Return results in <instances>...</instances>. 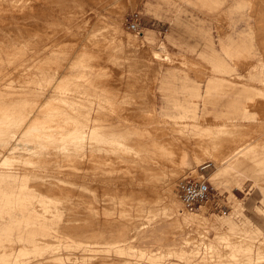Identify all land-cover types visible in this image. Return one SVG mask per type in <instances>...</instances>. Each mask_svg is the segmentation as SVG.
Wrapping results in <instances>:
<instances>
[{
	"label": "rangeland",
	"instance_id": "1",
	"mask_svg": "<svg viewBox=\"0 0 264 264\" xmlns=\"http://www.w3.org/2000/svg\"><path fill=\"white\" fill-rule=\"evenodd\" d=\"M135 12L139 13L141 18L140 33L131 30L128 24L129 16ZM97 20H102L108 26L120 27L119 30H122L121 33L124 34L123 38H130L138 42L141 50L145 51L147 59L144 57L140 59L141 64L140 61H129L127 51H121V49L115 47V42H113L111 36L107 35L104 28H102L103 30L94 28ZM92 30L101 31V34L98 32L96 34ZM0 40V42L4 40L2 42L3 47L10 48L15 53L17 52L16 56L18 57L11 63L8 60L5 64L4 61L0 62V83L4 82V84H0V86H3L1 88H4L5 91H11L19 89L21 85L23 93L27 91L21 97L18 95H4L3 97L0 95L1 107L18 102L19 105H22L21 108L26 111L33 110V112H40L47 117H50V114L53 115L58 108L53 105L54 100H51V97L56 95L57 88L62 84L52 80L55 78L54 69L67 60L69 69L86 67L85 69L90 71L87 76L77 78L79 79L78 83L74 84L76 91L73 84L71 85L74 89L71 91V98L79 101L76 104V110L80 114L81 112L84 113L82 116L89 115V111H91L93 117L98 113L99 116L97 117L101 120H97L95 123L104 124V127L100 126L101 133L103 131L112 132V129L115 128L125 129L133 126L147 128L140 136L131 133V138L128 140L131 144H135L136 149H140V153H134L133 159L138 157L137 160L141 161L140 164L143 163L142 165L147 167V170L141 172L139 169L134 168L135 162L133 161L132 163H125L124 166L118 163L115 166L112 164L117 170L112 175H110L111 173L109 176L107 173L105 175V171L100 170L106 166L104 162L91 163V157L89 158L87 156L89 154H85L88 146H85L82 150L77 149L79 146L77 148L72 146L73 149L70 147L68 151L60 152L59 156L67 154L71 157V160L61 161V163L58 160L57 164L55 162V160L57 161L56 155L52 153H47L45 156L37 155L34 158V163L36 162L37 166L34 163H28L27 165L25 160V163L21 160V162H16V164L19 163L18 167L14 162L7 163L9 165L7 170L8 166L2 164V160L0 161L2 171H10V169L16 171L17 168V171L22 172V174L29 172V175H22V177L21 175H14L13 178L12 175H0V184L3 188H7V191L18 192L21 196V198L12 196L9 203L10 207H8L9 204L4 205L0 213V223L5 225L8 221L6 225L9 228L8 235L1 241L5 249L0 251V254L2 255L6 251L9 253V248L12 247L13 259H17L16 263L13 264H43L44 262L46 264L51 256L56 255L61 257L64 264H88V261L91 264L97 263L95 261L108 259V261L115 260L126 264H225L228 261L233 262L231 257L233 251L238 252L235 245L236 238H226V241L221 236L228 230L226 228H228L229 221L240 224V222L248 220L250 224L252 223V227H259L264 231L263 162H249L248 167L253 171L252 173L243 171L237 173L234 177L231 174L229 176L223 175L220 180L216 181L213 179V172H218L221 167L227 165L226 163H217L205 159V163L210 162V165L201 170L202 164L198 165L194 159L190 161L189 165H185L183 157L178 153L179 147H185L186 143L194 142L197 137H201L202 128L197 125L207 120L215 121L226 115L240 116L243 113V105L250 104L249 108L253 112L255 111L252 113L250 110V112L253 115L255 114L254 117L257 119V123L254 124L255 130L251 135H254L255 140H257L254 142L255 150H258L263 158L264 0H254L252 4H249L247 0H0ZM249 44L253 52L249 56V60L236 62L227 52L228 49L235 50L236 47L238 50L243 51H240L241 53H247L246 50ZM16 46L20 47V51H17ZM84 49L88 50L86 59V54L82 52ZM165 53L179 56V59H181H177L178 61L175 59L174 62L167 58L164 59L163 54ZM157 54H161L163 57H158ZM114 59L116 60L114 61ZM130 62H132L131 66ZM191 62H194V64L192 65ZM15 65H17L16 68H14ZM39 71L40 73H37ZM47 71L49 72L47 73ZM155 73L158 74L155 75ZM250 73L254 74L255 79L254 77L249 78ZM36 81L43 88L35 84ZM95 83L97 84L95 85ZM78 86L83 88H78ZM208 87L212 89L210 91L209 108H204L201 100L198 101L196 108V111L199 112L197 118L200 119V124H189L184 128L169 125V123L176 120L174 118L179 113L190 112L193 109L178 104H185L196 98L201 99L202 96L208 93ZM79 89L81 92H79ZM78 94H81V98ZM85 106L86 110L84 109ZM116 106H118V109ZM123 106L126 107L123 108ZM208 110L209 113L205 114V111ZM69 111L75 113V109H69ZM121 112L124 116L128 115L131 120L119 116L122 115ZM163 116L168 117V120L164 121ZM105 118H107L106 121ZM82 120L85 121L86 116ZM105 123L112 124L111 126L106 124V127ZM3 133L6 135L4 136ZM3 133L2 138L8 136L6 131H3ZM229 134L225 136L227 138L231 137V139H238L240 136L237 135L238 133L234 135L231 133L232 136ZM96 143L100 144L99 142ZM162 147L174 148L178 151L176 164L162 156V152L158 150ZM261 149L263 150L261 151ZM50 160L51 162H49ZM40 163L41 169H39ZM163 163L165 168L167 166L164 175L166 179L172 177L169 176L173 175L171 169L178 168V176L174 181L175 186L178 180L187 174L193 173L196 176L204 174L216 193L215 199L229 207L228 213L223 214L218 210H213L214 202L212 200L204 204V207L202 206L199 210L189 212L184 208L178 197L181 207L179 209L178 206L174 216L184 219L185 215H189L196 221L188 223L182 221L181 224L175 227L170 210L168 212L167 207L163 205L165 203L169 204L170 199L165 198L167 201L163 199V203L162 201L156 202L153 211L142 210V208H148L147 205L149 204L141 201L139 193H143L149 199L157 197V190L160 189V186L152 190L151 177L155 178L154 175L163 172L159 170L157 173V170H150L151 167ZM137 164L136 167L145 169L139 163ZM121 166H123L122 169ZM47 167L50 169H46ZM149 167L150 170H148ZM55 168L57 171L58 169L70 168L71 173L57 172ZM127 168L132 172H127ZM193 169L196 170L193 171ZM39 170L44 172H39ZM46 172L51 175H47ZM39 173L43 175L46 173L48 177L42 174L39 175ZM92 175L96 177L101 175V178L97 177L100 181L95 176L92 178ZM132 175L138 176L134 178L135 180L143 178L141 181H144V184L133 183L134 181H131ZM142 175L145 176L142 177ZM19 179L22 181L20 182ZM235 180H238V182H235ZM56 181L57 184L53 183ZM162 181L161 179H155L153 182L161 184ZM17 182L19 185H17ZM10 183H12V186H8ZM23 184L25 187H22ZM15 185L18 188L21 186L18 189L15 188ZM87 186L96 187L97 191L95 190V193L89 191L88 193V189L85 190ZM61 191H68L67 196L62 195L59 198L62 200L57 201V198L54 199L53 197ZM131 192H134L132 196H130ZM29 196H31L32 201L24 200L25 197ZM41 199L50 202L48 211L45 213L47 216L42 213L44 207L39 202ZM131 201L135 203L131 206L134 212L127 211V214L123 215L120 208L123 206L127 208V203ZM56 203L59 204V207ZM63 205L68 210L64 208L65 211H62ZM97 207L100 212H96L95 208ZM51 208L57 210L51 211ZM106 209L110 211L108 214L113 218L109 221H102L105 219L104 211ZM59 210L62 214H60L61 212L58 213ZM137 210H139L138 213ZM55 211L58 215L56 214L53 217ZM111 211H115V213ZM129 213L133 214L130 215ZM91 214L93 217L98 214L97 219L92 220L89 217ZM27 216H30L29 220ZM27 228L29 229L27 230ZM186 238L188 239L186 240ZM113 241H116V243L114 244ZM185 242L188 243L185 244ZM91 247L92 251L89 249ZM183 250L185 252L181 254ZM23 252L24 256H22ZM1 263H4L2 259H0ZM261 264H264V262Z\"/></svg>",
	"mask_w": 264,
	"mask_h": 264
},
{
	"label": "bare ground",
	"instance_id": "2",
	"mask_svg": "<svg viewBox=\"0 0 264 264\" xmlns=\"http://www.w3.org/2000/svg\"><path fill=\"white\" fill-rule=\"evenodd\" d=\"M249 4H252V2L254 0H247ZM11 21V20H10ZM16 22V21H15ZM9 24V23H8ZM7 24V25H8ZM114 24V23H113ZM6 25V26H7ZM10 25V24H9ZM8 25V26H9ZM7 26V27H8ZM93 27V26H92ZM6 28V27H5ZM94 28L95 29H102L104 28L107 35L108 36H111V39L113 40V42H115V47L119 48V50L121 49V51L123 50H126L127 52V59L129 61H140V59H142L143 57L146 58V54H145V51L144 50H141V46L139 47V44L138 42L130 39V38H127V39H124L123 38V35L121 33V31L119 29H121L120 27L118 28L117 26H108L106 24L103 23L102 20H97L96 24L94 25ZM5 30V29H4ZM103 30V29H102ZM94 31V30H92ZM100 31V30H99ZM96 32V31H94ZM98 32V31H97ZM96 32V34H97ZM101 32V31H100ZM98 32V33H100ZM8 33V32H7ZM9 34V33H8ZM101 34V33H100ZM11 35V34H10ZM128 36V34H126ZM11 37V36H10ZM100 37V36H99ZM126 37V36H125ZM132 37V35H131ZM95 38V37H94ZM4 39V38H3ZM2 40V39H1ZM0 40V41H1ZM14 41V40H13ZM4 42V40L2 41ZM0 42L1 46H0V62L1 61H4V64L6 63V61L8 60L9 63H11L12 61H14L16 58H18L16 56V53L14 51H12L10 48H5L3 47V43ZM12 42V41H11ZM25 42V41H24ZM27 42V41H26ZM25 42V43H26ZM250 42V41H249ZM247 42V43H249ZM15 43V41H14ZM24 43V44H25ZM29 43V42H28ZM245 43V42H244ZM251 43V42H250ZM16 44H17V41H16ZM90 44V43H89ZM103 44V43H102ZM8 45V44H7ZM85 45V44H84ZM144 45V44H143ZM146 45V44H145ZM248 45V44H246ZM25 46V45H24ZM89 46V45H88ZM15 47V46H14ZM13 47V48H14ZM17 47V46H16ZM92 47V46H91ZM245 47V46H243ZM18 48V49H17ZM17 51H20V47H17ZM65 48V47H64ZM72 48V47H71ZM70 48V49H71ZM83 48V47H82ZM87 48V47H86ZM95 48V47H94ZM242 48V47H241ZM89 50V48H87ZM87 49H84L82 52L85 55V59H86V56H87ZM97 49V48H96ZM99 49V48H98ZM101 49V48H100ZM143 49V47H142ZM244 49V48H243ZM247 49V48H246ZM245 49V50H246ZM15 50V49H14ZM25 50V49H24ZM56 50V48H55ZM61 50V49H60ZM92 51V49H90ZM94 50V49H93ZM102 50V49H101ZM119 50H118V53H119ZM244 50V51H245ZM90 51V52H91ZM100 51V50H99ZM104 51V50H103ZM113 51V50H112ZM240 51H242L241 49L238 50V48L235 47V50L234 49H228L227 52L231 55V58H233L236 62H239V61H243L245 59H248L249 60V56L253 54L252 52V47L251 45L249 44V47L248 49L246 50L247 53H241ZM3 52V53H2ZM68 52V51H67ZM72 52V50H71ZM114 52V51H113ZM115 52H117L115 50ZM243 52V51H242ZM70 53V52H69ZM117 53V54H118ZM121 53V52H120ZM158 53V52H156ZM155 53V55H156ZM91 54V53H90ZM115 54V55H117ZM149 54V53H148ZM151 54V53H150ZM120 55V54H119ZM124 55V56H126ZM90 56V55H88ZM118 56V55H117ZM152 56V55H151ZM154 56V55H153ZM158 57H163L164 56V59L167 58L169 60H177L179 59V56H172V55H168V54H163V56L161 54H157ZM84 57V56H83ZM120 57H122L120 55ZM119 57V58H120ZM64 58V57H63ZM93 58V57H92ZM112 58V57H111ZM126 58V57H125ZM113 59V58H112ZM147 59V58H146ZM163 59V60H164ZM181 59V58H180ZM179 59V60H180ZM251 59V58H250ZM82 60V59H81ZM80 60V61H81ZM87 60H88V57H87ZM116 59H114L115 61ZM148 60H149V57H148ZM189 61H191L190 59H187ZM186 60V61H187ZM60 61V60H59ZM67 61V60H66ZM62 62V64H60L58 67H56L54 69V76L55 78H53L52 80L58 82V83H62L58 88H57V93L56 95H54L53 97H51L50 95H48L46 93V95H48L49 97H51V100H54V106L55 108H58L57 111H55L53 113V115L50 114V117H47L43 114H41L40 112H33V110H29V111H26L24 108H21V104L19 105V103H9L8 105L6 106H0V161L2 160V164H6L7 163H12L14 162L16 164L17 161H20L21 160H25L27 162V165L28 163H34L35 161V157L37 155H40V156H45L47 153H52L54 155H56L55 157L57 158V161L55 160L56 164L58 163V160H60V163L61 161H68V160H71V157L70 156H67L66 155H61L59 156L60 152H65V151H68V149L71 147V149L73 148H77V146H79V148L77 149H83L85 146H88V150L85 151V154H89L87 156H89V158L91 157L90 159V162L93 163V162H100V163H103L106 165L104 168H101L100 170L101 171H105V175L106 173L110 175H112V173H114L117 169H115L112 164H122L124 166L125 163H132L133 161L135 162L134 164V168L135 169H139V171H143V170H147V167H145V165H142L140 164L141 161L137 160L138 157H134L133 159V156H134V153H140V149H136L134 147L135 144H131L130 142H128V140L131 138V133H135L136 135L140 136V135H143V133L147 130L146 127H139V126H133L132 128H125V129H112V132H107V131H103L102 133L100 132L99 129H101L100 126L104 127V124H100V123H95V121L97 120H101L98 115V113L96 114L95 117L91 116V111H89V115H85L86 116V120L83 121L82 119L83 116L81 112L78 113V111L76 110V104H78L79 101L77 100H74L71 98V94H72V90L75 89L76 91V87L75 85L78 83V80L77 78H80V77H85L88 75V73L90 71H88V69H85V68H80L78 69L76 66V68L74 69H69V62ZM79 61V62H80ZM113 61V60H112ZM167 61V60H166ZM178 61V60H177ZM182 61V60H181ZM194 61V60H193ZM25 62V60H24ZM142 61H140V64H141ZM174 62V61H173ZM185 62V60H184ZM23 63V62H22ZM56 63V61H55ZM84 63V62H83ZM87 63V62H86ZM126 63V62H125ZM188 63V62H187ZM8 64V62H7ZM6 64V65H7ZM26 64V63H24ZM42 64V63H41ZM52 64V63H50ZM181 64V63H180ZM191 64L193 65L194 62H191ZM45 65V64H44ZM48 65V64H47ZM57 65V64H56ZM79 66V63L77 64ZM132 65V62H130V66ZM182 65V64H181ZM200 65V64H199ZM24 66V65H23ZM139 66V65H138ZM185 66V64H184ZM187 66V65H186ZM191 66V65H190ZM198 66V65H197ZM251 66V65H250ZM8 67H10L8 65ZM17 65L14 66V68H16ZM51 67V66H50ZM71 67H73V65H71ZM180 67V65H179ZM21 68V67H20ZM23 68V67H22ZM42 68V67H41ZM99 68V67H98ZM140 68V67H139ZM206 68V66H205ZM213 68V67H212ZM46 69V68H45ZM101 70V68H99ZM159 69V68H158ZM201 69V68H200ZM251 69V67H250ZM41 70V69H40ZM98 70V69H97ZM214 70V69H213ZM249 70V69H248ZM33 71V70H32ZM51 71V70H50ZM150 71V70H149ZM202 71V70H201ZM36 72V71H34ZM49 71H47L48 73ZM97 72V71H96ZM100 72V71H99ZM151 72V71H150ZM156 72V71H155ZM158 72V70H157ZM204 72V71H203ZM202 72V73H203ZM208 72L210 73V70H208ZM248 72V71H247ZM15 73V71H14ZM28 73V72H27ZM31 73V72H29ZM33 73V72H32ZM37 73H40L37 72ZM42 73V72H41ZM46 73V72H45ZM46 73V74H47ZM159 73V72H158ZM158 73H155L158 74ZM12 74V72H11ZM45 74V76H46ZM50 74V73H49ZM211 74V73H210ZM221 74V73H220ZM219 74V75H220ZM247 74V73H246ZM36 75V74H35ZM52 75H53V72H52ZM51 75V76H52ZM130 75V74H129ZM154 75V76H155ZM29 76V75H28ZM42 76V75H41ZM90 76V74H89ZM128 76V75H127ZM153 76V77H154ZM212 76V75H211ZM221 76V75H220ZM7 77V76H6ZM10 77V75H9ZM27 77V76H26ZM32 77V76H31ZM37 77V76H36ZM95 77V76H94ZM213 77V76H212ZM217 77V76H216ZM215 77V78H216ZM233 77V76H232ZM250 77H254V74L253 73H250L249 75V78ZM22 78V77H21ZM49 78V77H48ZM152 78V77H151ZM225 78H227V76H225ZM4 79V78H3ZM27 79V78H26ZM31 79V78H30ZM47 79V78H46ZM212 79V78H211ZM220 79V78H219ZM231 79V78H230ZM255 79V77H254ZM7 80V79H6ZM20 80V79H19ZM24 80V79H23ZM32 80V79H31ZM33 80H34V77H33ZM37 80V79H36ZM49 80V79H48ZM216 80V79H215ZM224 80V79H223ZM1 81V79H0ZM5 81V80H4ZM30 81V80H29ZM28 81V82H29ZM91 81V80H90ZM156 81V80H155ZM217 81V80H216ZM33 82V81H32ZM43 82V81H42ZM41 82V83H42ZM46 82V80H45ZM48 82V81H47ZM85 82V81H84ZM83 82V83H84ZM99 82V81H98ZM212 82V81H211ZM215 82V81H214ZM31 83V82H30ZM34 83V82H33ZM53 83V82H52ZM87 84L89 83L88 81L86 82ZM94 83V82H93ZM215 83H218V82H215ZM0 84H4L3 83H0ZM27 84V83H26ZM35 84H39L36 83ZM45 84V83H44ZM48 84V83H47ZM75 87L74 89L72 88V85ZM75 84V85H74ZM97 83H95L96 85ZM11 85V84H10ZM18 85V84H16ZM86 85V84H85ZM252 85V84H251ZM12 86V85H11ZM19 86V85H18ZM27 87L31 86L29 84L26 85ZM35 86V85H34ZM39 87H42L41 85H38ZM37 86V88H39ZM49 86V85H48ZM84 86V85H83ZM98 86V85H97ZM154 86V84H153ZM3 86H0V95H2L4 97V95H18V96H23V94H26V93H23V90H21V85L19 86L20 88L17 89V90H11V91H5L4 88H1ZM30 87V88H31ZM51 87V85H50ZM81 87V86H80ZM78 86V88H80ZM89 87V86H88ZM96 87V86H95ZM253 87V86H252ZM24 89L26 88L25 86L23 87ZM36 88V86H35ZM48 88V87H46ZM83 87H81L82 89ZM87 88V87H86ZM152 88V87H151ZM255 88V87H254ZM264 88V87H263ZM28 89V88H27ZM59 89V90H58ZM56 90V88H55ZM80 90V89H79ZM99 90V89H98ZM127 90V89H126ZM211 87H208V93L205 95V96H202L201 99L199 98H196L192 101H189L188 103H185V104H178L179 106H184L185 108H193L192 111H184L183 113H179V115L177 117H175L174 119H176L173 123H169V125H175V126H179V127H187L189 126V124H200L199 123V120L197 118V114L199 113L198 111H196V108H197V104H198V101H203V106L204 108L208 109L209 108V103H210V91H211ZM260 90V89H259ZM262 90V89H261ZM31 91V90H30ZM47 91V90H45ZM85 91V90H84ZM92 91V90H91ZM152 91V90H151ZM41 92V91H39ZM44 92V90H43ZM71 92V93H70ZM78 92V90H77ZM81 92V90L79 91ZM78 92V93H79ZM99 92V91H98ZM45 93V92H44ZM60 93V94H59ZM77 94V93H76ZM82 94V93H81ZM81 94L79 95V97L81 96ZM88 94V93H87ZM93 94V93H92ZM45 95V96H46ZM53 95V94H52ZM75 95V94H74ZM83 95V94H82ZM90 95V94H89ZM99 95V93H98ZM27 96V95H26ZM41 96V95H40ZM15 97V96H14ZM29 97V96H28ZM37 97V96H36ZM77 97V96H76ZM87 97V96H86ZM109 97V96H108ZM125 97V96H124ZM127 97V96H126ZM2 98V97H1ZM35 98V97H34ZM41 98V97H40ZM46 98V97H45ZM81 98V97H80ZM79 98V99H80ZM85 98V97H84ZM106 98V97H105ZM115 98V97H114ZM123 98V97H122ZM86 99V98H85ZM96 99V98H95ZM99 99V97H98ZM101 99V97H100ZM4 100V99H3ZM14 100V99H13ZM16 100V99H15ZM39 100V98H38ZM47 100V99H46ZM82 100V99H81ZM92 100V99H91ZM103 100V99H101ZM25 103H26V99L24 100ZM107 101V100H106ZM23 102V101H22ZM21 102V103H22ZM28 102V101H27ZM32 102V101H31ZM94 102V101H93ZM113 102V101H112ZM6 103V102H5ZM42 104V103H40ZM50 104V103H49ZM85 104V103H84ZM91 104V103H90ZM34 105V104H32ZM101 105V103H100ZM120 105V103H119ZM118 105V106H119ZM123 105V104H122ZM122 105H121V108H122ZM107 106V105H105ZM114 106V105H113ZM118 106L117 109H118ZM251 105L250 104H244L243 105V113L239 116V115H232V116H224V117H221L219 119H216L215 121H210V120H207V121H204L203 123H201L200 125H197L198 127H201L202 128V131L200 134L201 137L198 138L194 141V142H191V143H186L185 144V147H179V152L176 151L174 148H167V147H162L161 149L159 148L158 150H160L162 153V156L166 158V160H172L173 164H176L175 161H176V157L178 155V153L181 154V156L183 157V162L185 165H189L190 164V161L194 159V161L196 160L197 161V164L198 165H203L206 164L205 163V159H208V160H213L214 162H221V163H226L227 165L223 166V167H219V171L217 169L218 172H213V179L218 181L221 179V177L223 175H236L237 173H241L243 171H248V172H253L249 167H248V163L249 162H263L264 163V156L263 158L260 156L261 153L258 151V150H255V144L254 142L257 141L255 140L254 138V135H251V133L255 130V122L257 121L256 117H254V115L252 113H254L251 108H249ZM30 107V106H29ZM39 108V106H37ZM126 107V106H123V108ZM33 109L35 107H32ZM31 108V109H32ZM84 108V107H83ZM81 108V110L83 109ZM91 108V107H90ZM111 108V107H110ZM113 108V107H112ZM27 109V108H26ZM69 109H75V113L72 112V111H69ZM86 110V106L84 108ZM83 109V111H84ZM129 109V107H128ZM127 109V110H128ZM48 110V109H47ZM50 110V108H49ZM79 110V111H81ZM89 110V109H88ZM93 110V109H92ZM116 110V109H114ZM122 110V109H121ZM125 110V109H124ZM126 110V111H127ZM250 110L252 111V113L250 112ZM37 111V110H36ZM116 112V111H115ZM204 112V111H203ZM202 112V113H203ZM46 113V112H45ZM119 114V112H117ZM122 113V112H121ZM126 113V112H125ZM127 113H129L127 111ZM209 113V110L208 111H205V114H208ZM165 115V114H164ZM82 116V118H81ZM119 116H123L125 119L127 120H131L128 115H122L120 114ZM256 116V115H255ZM102 117V116H101ZM174 117V116H172ZM103 118V117H102ZM163 120L164 121H167L168 117H164L163 116ZM107 118H105V121H106ZM202 121V120H201ZM102 122V121H101ZM169 122V121H168ZM260 122V121H258ZM257 123V122H256ZM108 126H111L112 123H105V126L107 127ZM105 129V128H104ZM108 130V129H107ZM3 131H6L8 133V136L7 137H4L2 138V133ZM227 133V134H226ZM231 134L233 133V135L235 133H238L237 135L239 136L236 137L238 139H231V137L227 138V136L225 135H228V134ZM4 134V133H3ZM98 134V135H97ZM229 134V135H230ZM6 134H4L5 136ZM232 136V134L230 135ZM241 137V138H240ZM233 138V137H232ZM228 139H230L228 141ZM88 140H89V143H88ZM96 142H99L100 144L96 143ZM102 142V144H101ZM98 144V145H97ZM73 146V148H72ZM81 147V148H80ZM261 148V147H260ZM76 150V149H75ZM263 149H261L262 151ZM74 151V150H73ZM84 151V150H83ZM159 151V153H160ZM76 152V151H75ZM79 152V151H78ZM158 152V151H157ZM178 152V153H177ZM53 155V156H54ZM136 155V154H135ZM75 156V155H74ZM140 156V155H139ZM142 157V156H141ZM144 157V156H143ZM54 158V157H53ZM52 158V159H53ZM79 158V157H78ZM78 158H77V161H78ZM140 158V157H139ZM51 159V160H52ZM86 159V157H85ZM51 160L49 162H51ZM73 160V159H72ZM22 161V162H23ZM25 161L23 163H25ZM40 161V160H39ZM76 161V160H75ZM76 161V162H77ZM82 161V159H81ZM47 162V161H46ZM47 162V163H49ZM54 162V161H53ZM36 163V162H35ZM34 163V165H36ZM75 163V162H74ZM137 163H139L140 165H142L143 167H145V169H142V167L138 168L136 167V165H138ZM0 163V165H2ZM63 164V163H62ZM69 164V163H68ZM96 164V163H95ZM99 164V163H98ZM207 164H210V162H207ZM17 167L19 165L16 164ZM25 165V164H23ZM26 165V166H27ZM40 167L39 169H41V163L39 164ZM45 166L47 164H44ZM42 165V166H44ZM55 165V164H54ZM78 165V164H77ZM131 165V164H130ZM129 165V166H130ZM222 165V164H221ZM7 170L9 168V165H7ZM14 167V165H12ZM31 166V164H30ZM37 166V165H36ZM34 166V167H36ZM60 166V164H59ZM75 166V165H74ZM118 166V165H117ZM123 166H121V169L123 168ZM133 166V165H132ZM192 166V165H191ZM264 166V164H263ZM50 167H51V164H50ZM53 167V166H52ZM78 167V166H77ZM120 167V166H119ZM188 167V166H187ZM3 168H5L3 166ZM12 168V167H11ZM26 168V167H25ZM28 168V167H27ZM71 168V167H70ZM70 168H67V169H58V171L56 170L55 168V171L57 172H66V173H71V171H69ZM89 168V167H88ZM97 168V167H96ZM131 168V167H130ZM152 169L150 170V167L148 170L150 171H153V170H157V173L159 170H161V172L163 173H159L157 175H154L155 178L152 176L151 177V188L153 190V188H158L159 186V190H157V197H154V199H149L147 198V196H145L143 193H139L140 195V198H141V201L142 202H147L149 205L148 208L146 207V209L142 208V210H147V211H153L155 210V207H156V202H159V201H162L163 203V199L165 198H168L170 199V203L169 204H163L165 207H167V211L169 212L170 210V215H172V218H173V223L175 224V227L176 225H179L182 223V221H185V223L187 222H193V221H196L193 217L189 216V215H185L184 219H180L179 216H174L175 214V211L176 209L178 208L179 206V209H180V205H179V198H178V193H177V189H176V186L174 185V181H175V178L178 176V168H174V169H171V172L173 173V175H169V176H172L170 177V179H166V177H164L165 175V171L167 169V166L165 168L164 166V163L162 165H158L156 167H151ZM44 169V167L42 168V170ZM46 169H50V168H46ZM54 169V167H53ZM95 169V168H94ZM133 169V168H131ZM1 170V168H0ZM13 170V168H12ZM15 170V168H14ZM20 170V169H19ZM27 170V169H25ZM41 170V171H42ZM71 170V169H70ZM92 170V169H91ZM90 170V171H91ZM125 170V169H124ZM134 170V169H133ZM196 169H193V171H195ZM29 171H31V169H29ZM37 171H38V168H37ZM39 170V172H41ZM84 171V169H83ZM127 172L128 171H131L130 169L127 168L126 170ZM12 172V173H10ZM44 171H42L43 173ZM74 173H76L75 171H73ZM78 172V171H77ZM87 172V171H86ZM98 172V170H97ZM100 172V171H99ZM125 172V171H124ZM35 173H36V170H35ZM42 173H39L42 174ZM47 173V172H46ZM44 173L45 175L43 176H47V175H51L49 173ZM65 173V174H66ZM126 173V172H125ZM147 173V172H146ZM149 173V172H148ZM153 173V172H152ZM67 174V175H68ZM156 174V173H155ZM0 175H12V178L14 175H29V172H24L22 174V172H18L17 171V168H16V171H2L0 172ZM31 175H34V176H37L35 174H31ZM54 175V174H53ZM104 175V176H105ZM247 175V174H246ZM251 175V174H250ZM56 176V175H55ZM54 176V177H55ZM84 176V175H83ZM95 176V175H94ZM94 176L92 175L91 177L94 178ZM101 176V175H100ZM99 176V177H100ZM145 175H142V177H144ZM167 176V175H166ZM32 177V176H31ZM40 177V176H38ZM48 177V176H47ZM62 177V176H61ZM85 177V176H84ZM96 177V176H95ZM98 177V176H97ZM96 177V179H98ZM106 177V176H105ZM112 177V176H111ZM135 177H138V176H135V175H132V178H131V181L133 183H138V184H144V181H141L143 178H141V180H135L134 178ZM236 177V176H235ZM247 177V176H245ZM11 178V177H10ZM42 178V177H40ZM45 178V177H44ZM50 178V176H49ZM48 178V179H49ZM89 178V177H88ZM101 178V177H100ZM108 178V177H106ZM154 178V179H152ZM39 179V178H37ZM52 179V178H51ZM50 179V180H51ZM67 178L65 177V180ZM149 179V178H148ZM155 179H161L163 180L161 184H157L155 182H153ZM234 179V178H233ZM248 179V178H247ZM252 179V178H251ZM18 180V179H17ZM20 180V179H19ZM23 180V178H22ZM20 180V182L22 181ZM57 180V179H56ZM64 180V178H63ZM61 179V181H63ZM64 180V181H65ZM70 180V179H69ZM92 180V179H91ZM99 180V179H98ZM45 181H47L45 179ZM52 181V180H51ZM55 181V180H53ZM100 181V180H99ZM102 181V180H101ZM105 181V180H104ZM213 181V180H212ZM234 181V180H233ZM259 181V180H258ZM257 181V182H258ZM2 182V181H1ZM14 182V181H13ZM117 182V181H116ZM235 182H238V180ZM255 182V180H254ZM256 182V183H257ZM8 183V182H7ZM18 183V182H17ZM51 183V182H50ZM53 183H56L57 184V181L56 182H53ZM60 183V182H59ZM84 183V181H83ZM88 183V182H87ZM90 183V182H89ZM93 183V182H92ZM108 183V182H107ZM243 183V182H242ZM16 184V183H15ZM21 184V183H20ZM255 184V183H254ZM261 184V183H260ZM259 184V185H260ZM8 185V184H7ZM12 186V183H10L8 186ZM19 185V183L17 184ZM22 185V184H21ZM20 185V186H21ZM258 185V186H259ZM263 185V184H261ZM19 186V188H20ZM18 188V186L15 185V188ZM22 187H25V185L23 184ZM264 187V185H263ZM262 187V188H263ZM18 188V189H19ZM106 188V187H105ZM7 189V188H6ZM6 189L3 188V186L0 184V213H1V209L4 207V205L6 204H9L10 203V200H11V197L12 196H16V197H20V193L18 192H14V191H7ZM88 189V193L89 191L92 192V193H95V190L97 191L96 187L95 188H92L91 186H87L85 188V190ZM16 190V189H15ZM67 193L68 191H61L57 194L54 195V199L57 198V201L58 200H62V199H59L62 197V195L64 196H67ZM132 194H134V192H131L130 193V196H132ZM114 197V196H113ZM14 198V197H13ZM24 199V198H23ZM24 200H27V201H32V198L31 196L29 197H25ZM166 200V199H165ZM167 201V200H166ZM165 201V202H166ZM169 201V200H168ZM39 202L42 203L43 207H44V211L42 212L43 214L47 213L48 211V206L50 205V202L48 201H44V200H39ZM14 203V202H13ZM31 203V202H30ZM62 203V202H61ZM213 203V202H212ZM12 204V203H11ZM58 204V203H56ZM135 203L133 201L131 202H128L127 203V208H125L124 206L120 208V212L125 215L127 214V211H131V212H134L132 211L131 209V206L134 205ZM61 205V204H60ZM53 206V205H52ZM56 206V205H55ZM54 206V207H55ZM62 206V205H61ZM64 206V205H63ZM10 207V204L9 206ZM13 207V205H12ZM59 207V204L58 206ZM56 207V208H57ZM144 207V206H143ZM204 207V206H203ZM14 208V207H13ZM50 208V207H49ZM55 208V209H56ZM65 208V210H68L66 209V207H62V211H65L63 210ZM239 208V207H238ZM54 209V210H55ZM58 209V208H57ZM56 209V210H57ZM60 209V208H59ZM96 209V212L99 211V208H95ZM166 209V208H165ZM53 208H51V211H54ZM5 211H6V208H5ZM10 211V210H9ZM8 211V213H9ZM50 211V210H49ZM95 211V210H94ZM116 211V210H115ZM115 211H111L112 213H115ZM119 211V210H118ZM166 211V210H165ZM3 212V211H2ZM61 211L59 210L58 213H60ZM100 212V211H99ZM108 212H110L109 210H105L104 211V214H105V219H101L102 221H109V219H112L113 217L111 215L108 214ZM139 212V210H137V213ZM111 213V214H112ZM51 214V213H50ZM54 214V213H53ZM52 214V216H53ZM56 211H55V214L53 217H55L56 215ZM62 214V212L60 213ZM93 214V213H92ZM89 215V217H91L92 220H94V218L97 217L96 216H92ZM100 214V213H99ZM130 214V213H129ZM133 214V213H132ZM130 214V215H132ZM188 214V213H187ZM11 215V213H10ZM58 215V214H57ZM94 215V214H93ZM129 215V216H130ZM138 215V214H137ZM180 215V214H179ZM183 215V214H182ZM242 215V214H240ZM44 216V215H43ZM45 216H47L45 214ZM44 216V217H45ZM60 216V215H59ZM101 216V214H100ZM127 216V215H126ZM200 216V215H199ZM204 216V215H203ZM247 216V215H246ZM5 217V216H4ZM249 217V216H248ZM13 218V217H12ZM16 218V217H15ZM22 218V217H21ZM59 218V217H57ZM246 218V217H245ZM250 218V217H249ZM27 219L29 220L30 219V216H27ZM97 219V218H96ZM98 219H99V216H98ZM10 220V219H8ZM207 220V219H206ZM230 220V219H229ZM250 220V219H249ZM13 221H14V218H13ZM17 221V220H16ZM18 221H20L18 219ZM31 221V220H30ZM99 221V220H98ZM97 221V222H98ZM198 221V220H197ZM6 222V221H5ZM8 222V221H7ZM6 222V224H8ZM211 222V221H210ZM11 223V222H9ZM21 223V221H20ZM95 223V221H94ZM226 223V222H225ZM3 225L2 223H0V251H3L5 248H4V245L1 244V241L6 238V236L8 235L9 233V228L7 227V225ZM216 224V222H215ZM218 224V222H217ZM227 224V223H226ZM252 224V223H251ZM250 224V222L248 220L246 221H243L242 223L240 222V224L238 223H235L233 221H229L228 222V228H226V232L221 234L222 236V239L225 238L224 240H226V238H236L237 240H235V245L237 246L238 248V252L236 251H233L231 253V257H232V261H228L227 263L225 264H261L264 262V231L257 227V228H254L252 227ZM32 225V224H30ZM9 226V225H8ZM29 226V225H28ZM216 227V225H214ZM25 227V226H24ZM178 227V226H177ZM227 227V226H226ZM30 228V227H29ZM27 228V230L29 229ZM181 228V227H180ZM219 229V228H218ZM26 230V229H25ZM225 230V229H224ZM33 232V231H32ZM29 234V233H27ZM167 235V234H166ZM200 235V234H199ZM204 236V235H203ZM188 238H186L187 240ZM190 239V237H189ZM202 239V238H201ZM232 240V239H231ZM191 241V240H190ZM194 241V240H193ZM196 241V240H195ZM227 241V240H226ZM234 241V240H232ZM231 241V242H232ZM59 242V241H58ZM197 242V241H196ZM30 243V242H29ZM93 243V242H92ZM113 243L115 244L116 241H113ZM188 242H185V244H187ZM225 243V241H224ZM10 244V243H9ZM195 244V243H194ZM234 246V245H233ZM16 247V246H15ZM20 247V246H19ZM113 247V246H112ZM87 248V247H86ZM90 250L92 249L89 248ZM25 251V249H23ZM92 251V250H91ZM8 251H6V253H3L1 256H0V259H2V261H4V263H1V264H13V263H16L17 259L14 258L13 259V256H14V253H12V247L9 248V253H7ZM22 252V251H21ZM20 252V253H21ZM168 252V251H167ZM185 251L183 250L181 252V254H183ZM242 252V253H240ZM19 253V252H18ZM26 253V252H25ZM28 253V252H27ZM169 253V252H168ZM172 253V252H170ZM240 253V254H239ZM24 252L22 253V256ZM53 254V253H52ZM57 254V253H56ZM146 254V253H145ZM150 254V252H149ZM21 255V254H20ZM39 255V254H38ZM60 255V254H59ZM90 255V254H89ZM71 256V255H70ZM152 256V255H151ZM40 257V256H39ZM45 257V256H44ZM43 257V258H44ZM82 257V256H81ZM154 257V256H153ZM24 258V257H23ZM43 258H41L43 260ZM49 258V256H48ZM92 258V256H91ZM145 258V257H144ZM27 259V258H26ZM38 260L40 258H37ZM47 259V258H46ZM45 259V260H46ZM88 259H89V256H88ZM149 259H151V257H149ZM154 259V258H153ZM160 259V257H159ZM75 260V259H74ZM109 260V259H108ZM100 260V261H95L97 263H91V264H126V263H120L119 261H115V260ZM143 260V259H142ZM44 261V260H43ZM73 261V260H71ZM83 261V259H82ZM150 261V260H149ZM128 262V261H127ZM45 263V262H44ZM43 263V264H44ZM83 263V262H82ZM34 264V263H33ZM46 264H64L61 257L59 256H51L47 261H46ZM88 264H89V261H88Z\"/></svg>",
	"mask_w": 264,
	"mask_h": 264
},
{
	"label": "built area",
	"instance_id": "3",
	"mask_svg": "<svg viewBox=\"0 0 264 264\" xmlns=\"http://www.w3.org/2000/svg\"><path fill=\"white\" fill-rule=\"evenodd\" d=\"M129 27L131 30L141 32V18L139 13L135 12L129 16ZM210 164L201 165V170L207 168ZM178 197L184 208L189 212L199 210L204 204L212 200L213 210H218L223 214L228 213L229 207L225 203H220L215 199L216 193L209 180L204 174L198 176L193 173L187 174L180 178L176 184ZM220 199V198H219ZM221 200V199H220Z\"/></svg>",
	"mask_w": 264,
	"mask_h": 264
}]
</instances>
